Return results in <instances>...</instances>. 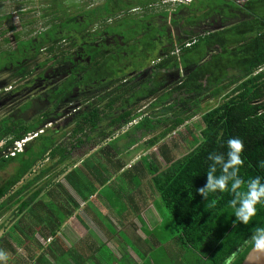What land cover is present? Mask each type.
Instances as JSON below:
<instances>
[{
  "label": "trees",
  "instance_id": "16d2710c",
  "mask_svg": "<svg viewBox=\"0 0 264 264\" xmlns=\"http://www.w3.org/2000/svg\"><path fill=\"white\" fill-rule=\"evenodd\" d=\"M153 1L103 0L101 9L98 8V12L101 11L103 14L91 19L95 22V31H98L96 28L102 26L108 18L119 21L122 17L131 15L129 10L138 5L148 7ZM195 1H173L178 4L173 14L177 16L179 14L180 17L191 15L192 22L197 11L205 9L207 12L217 8L226 11L228 8L237 11L240 18L229 26L196 37L193 42L191 40L173 42L171 37H148L142 42V46L137 48L141 52L138 57L129 58L125 65L118 62L115 70L108 67L112 62L108 63V58L103 54L101 58L90 57L80 71L83 72L82 78L85 81L97 82L99 92L96 96L99 101L88 104V107L71 121L73 127L68 134L72 141L69 142V146L74 148L88 142L92 146H97L109 138L107 142L99 145L92 157L100 161L102 159V163L114 172L121 169L126 162L118 156L120 153L134 145L137 149L153 147L184 122L193 118L202 103L210 98L219 97L221 101L218 104L199 115L201 124L198 131L203 129L201 132L205 138L203 144L196 147L198 143L196 135L189 132L191 146L180 156L172 157L165 144L158 146L159 155L167 164L164 169H161L154 153L140 156L137 165L141 167L139 171L141 176L145 173L153 175L158 172L153 178V183L159 194L156 205L163 217L162 226L167 230L164 241L173 242L178 249L185 252L184 263L189 255L187 259L189 264H223L225 257L235 252L233 264H241L252 248L250 237L255 228L264 226V206L257 205L256 215L247 225L233 224L235 217L232 209L228 207V201L232 199L230 192L210 195L208 200H202L195 189L202 187L206 182L205 175L211 163L207 160L208 154L225 153V142L230 137H239L244 142V152L241 155L245 162L240 169L241 178L247 180L256 175L264 177V168L258 167L259 162L264 160V0H201L200 2H204L202 5L195 4ZM64 2L44 0L48 13L45 11L42 16H51L50 25H60L64 21L65 17L61 15L62 9H67ZM106 3L109 4L108 7ZM180 9L182 12H179ZM19 13L20 10L16 14L23 16ZM73 16L78 19L77 15ZM8 17L11 15H5L0 20ZM53 19H58V23H54ZM131 24H134L132 19L127 26L131 27ZM91 27L92 25L88 29ZM13 28L15 27H7L0 31V34ZM44 31L26 40L12 37L14 48L0 50L2 60L0 68L11 65L14 68L9 78L5 79L7 85H10L18 74L24 76V70L29 66L26 62L36 59L39 51L43 49L51 54V58H55V62L71 59L70 54L58 52L61 48L60 40L64 38L67 41L66 35L39 37L43 36ZM56 31H59L58 35L61 33L60 30ZM127 32L129 34L124 37V46L114 48L116 62L122 57L121 52L129 45L127 41H140L139 37H134L132 28ZM3 41L9 42L7 38ZM160 43L165 46H160ZM90 47H95L96 50L101 48L93 45ZM136 61V67L152 62L153 73L174 71L177 74V70L180 69L178 78L164 91L156 92L142 109L139 111L137 109V112L130 109L132 103L136 99L150 97L149 92L144 90L142 93L136 92L134 85L121 82L126 77V72L135 68L132 63ZM130 63L132 66L128 68ZM69 82H75L73 76L69 77ZM133 98L136 99L132 100ZM147 107L150 109L149 112L145 111ZM4 118L0 119V141L6 136L9 138L0 146V159H5V162L18 160L23 150L14 156H4L1 153L13 141L35 131L37 126L24 127L20 123V128L12 130L14 124H4L2 120ZM106 119L107 128L104 129L99 124ZM127 124L129 126L123 130ZM57 131L55 128H46L25 143L24 147H31V154L27 153V157L30 156L29 167L45 153L50 159L55 158L56 154L63 159L66 158L64 152L67 151V145L58 143L60 137ZM92 132L97 135H90ZM65 133L62 132L60 136ZM142 138L143 141L140 143ZM38 149L39 153L32 152ZM51 165L48 163L46 169L49 170ZM76 174V170H71L64 177L69 181V178ZM48 179L44 184H47ZM25 186L18 188L15 193L22 192ZM38 192L39 188L32 197L34 198ZM90 193L89 191L88 194ZM88 194L83 198H87ZM51 210L54 212L53 208ZM64 216L63 214L59 219L57 226L61 224ZM52 232L53 230H50L48 234ZM176 260H178L176 254L172 255L174 264ZM177 264L182 263L180 261Z\"/></svg>",
  "mask_w": 264,
  "mask_h": 264
},
{
  "label": "crops",
  "instance_id": "0c3cea01",
  "mask_svg": "<svg viewBox=\"0 0 264 264\" xmlns=\"http://www.w3.org/2000/svg\"><path fill=\"white\" fill-rule=\"evenodd\" d=\"M18 128L20 123L12 130ZM82 145L68 147L65 159L56 154L48 162L45 153L30 167V146L23 148L18 160L0 159V249L9 254L7 264H158L160 255L165 261L175 254L184 264L185 252L155 233L162 230L163 221L153 183L158 172L141 176L137 165L149 152L131 146L118 155L126 161L122 168L112 172L102 159L92 157L99 145ZM154 151L164 169L166 162ZM48 163L53 164L49 170ZM71 170L77 174L68 181L64 175Z\"/></svg>",
  "mask_w": 264,
  "mask_h": 264
},
{
  "label": "flooded vegetation",
  "instance_id": "af4514ba",
  "mask_svg": "<svg viewBox=\"0 0 264 264\" xmlns=\"http://www.w3.org/2000/svg\"><path fill=\"white\" fill-rule=\"evenodd\" d=\"M65 1V0H64ZM73 7L76 8V11L73 15L82 16L89 14L90 9H94L95 6L91 5L92 0H72ZM163 2H173L171 0H163ZM151 6V3L148 6ZM137 6V5H136ZM142 10L148 7H143L138 5ZM135 7L129 12H135L139 10V7ZM173 9L171 12H167L166 10L156 14L146 15L150 18L151 25L153 27H158V31L148 35L147 37H171L173 42L176 40L179 41H187L192 42L196 40V37L203 36L207 32L218 30L222 27L229 26L236 22L240 15L235 12L233 9L226 8V11L222 9H215L212 11L200 10L195 12L193 15V21L191 22L190 16L191 15H183L178 16L173 14ZM85 11V12H84ZM182 12V9L179 10ZM143 11L140 12V14ZM166 13V14H164ZM200 13V14H198ZM138 13L131 14L135 17L136 20L141 21V15ZM145 15V14H144ZM80 20V18H78ZM48 20V18H47ZM113 20V18H108L104 21L106 24L108 21ZM58 23V19H55L54 23ZM104 24L101 26L100 30L95 31V26L92 24V27L88 29L89 26H81L77 30L70 29L68 34L66 35L67 41L62 38L60 40V45L62 43H69L70 51V58L67 61H57L60 64L58 67H47L44 71L40 73H36L32 78L30 77V70H24L25 75L22 76L20 74L17 75L16 79H28V83L30 84V89H42L39 94L36 96H32L29 98H23L18 101H22L21 103H25L29 105L28 109L25 111H21L19 115L16 116L17 111L14 110L13 112L7 114L5 117H15V118H25V115L29 113H38L40 115V120L42 121H50L49 124L53 126L54 124L60 123L62 125L65 121V118H68L73 121L75 116L88 107V104L93 103L95 104L96 101H99L97 98L98 90L96 87L97 82L94 80L85 81L82 78L83 72L80 71L82 65H85L87 61H89L90 56L84 53L85 48H90V45L99 46L101 47L100 50L104 51L106 54L110 52H115L114 48L117 46H124V37L125 35L129 34V32H125L124 28L121 30H112L108 31L104 27ZM148 26V23L145 24ZM12 26V25H10ZM7 26V27H10ZM129 27V26H128ZM134 24H131L130 28H133ZM127 28V27H125ZM173 28L174 33L170 32V29ZM5 29V28H4ZM2 29V30H4ZM46 29V26L43 30ZM128 29V28H127ZM1 30V31H2ZM15 28L7 30L13 31ZM42 30V31H43ZM148 30V29H142ZM41 31V32H42ZM89 31L91 33H89ZM5 32L4 34H6ZM14 32V31H13ZM40 33V32H39ZM38 33V34H39ZM37 34V35H38ZM10 37H16L15 33L9 34ZM70 37V38H68ZM95 37H100L99 40H96ZM134 37H139V34L134 33ZM128 44H134L135 42L127 41ZM74 43V44H72ZM164 43V42H163ZM160 46H165V44H159ZM142 46V45H141ZM75 48V49H74ZM74 49V50H73ZM73 50V51H72ZM29 62V61H27ZM150 62V61H148ZM152 62L150 64L146 63L142 67H136L127 69L126 77L121 80L123 84L129 83L134 85V91L141 92L148 91L150 93H154V91H164V89L168 88L177 78L180 69L177 70V74L174 71H160L157 73H153L152 69ZM132 64L130 63L128 68L131 67ZM30 67V66H29ZM140 68V69H138ZM6 69L8 70V77L10 76L11 70L14 68L11 66H7L5 68H0V70ZM134 73V74H133ZM76 74V76H74ZM74 77L75 82H66L62 83L65 79L69 77ZM15 79V80H16ZM0 94L3 92H10L12 85H6L7 80L2 79L0 80ZM79 82V83H78ZM29 84L27 87H29ZM49 84V85H48ZM6 86V87H4ZM152 86V87H151ZM23 84L19 87V89H12L10 94L13 97L19 94L20 90L23 89ZM93 93V94H92ZM6 94V93H5ZM87 95V96H85ZM10 96V95H8ZM151 96V95H150ZM5 98H9L3 96ZM144 98V97H143ZM143 98L138 99L139 101ZM136 99V98H135ZM134 98L132 100H135ZM137 100V99H136ZM136 100L132 103L133 106L136 103ZM137 100V101H138ZM138 101V102H139ZM143 108V107H142ZM26 109V108H25ZM4 118V117H2ZM108 119H106L107 125ZM105 123V121H103ZM102 125V124H99ZM98 125V127H100ZM58 127V125H57ZM52 129V127L50 128ZM58 130V128H55Z\"/></svg>",
  "mask_w": 264,
  "mask_h": 264
},
{
  "label": "rangeland",
  "instance_id": "374dc122",
  "mask_svg": "<svg viewBox=\"0 0 264 264\" xmlns=\"http://www.w3.org/2000/svg\"><path fill=\"white\" fill-rule=\"evenodd\" d=\"M103 0H92L91 1V5L96 6V8L94 9H90L89 10V14L86 15H82V16H78L79 19L75 18L73 16L74 13H76V8L73 7V1L72 0H65L64 3H66L67 5V9H62L61 11V15H63L65 17L64 21L60 24V25H50L51 22V16L47 15V16H42V13H44L45 11L47 12V5H45L44 0H0V18L5 16V15H11V17H8L6 19L0 20V31L4 28H7V26L12 25L13 27H15V30L13 31H9L6 34H0V50L2 49H13L14 48V42L12 41L13 38L9 36V34L11 33H16L19 39L22 40H26L29 39L31 37H35L37 36V34L39 32H41L43 30V28L45 26L48 25V27L45 29V31L42 33V35H39V37H61V35H67L68 31H70V29H73L74 31L77 30L78 28H81L80 26H90L92 24H94V21H91L92 18H98L100 15H102L103 13L100 11L98 12V8L101 9V5ZM201 0H196L195 4L198 5H202L204 2H200ZM242 1V0H240ZM102 3V4H101ZM110 3V2H109ZM124 4L126 3L125 1L123 2ZM112 4V3H110ZM108 3H106V6L108 7ZM140 8V7H139ZM178 8V4L173 3V2H163V0H154L151 3V6L149 5L148 8L146 9H139L136 10L135 12H131V14L134 13H138L140 14L141 11H143V13H141L140 17H141V21L136 20L134 16H124L121 18V20L119 21H113L110 20L108 21L106 24H104V28L108 31H112V30H121L124 28L125 32L127 33V31L129 30L128 22L134 21V27L132 28L133 33L139 34V40L135 42L134 44L128 45L126 47V49H124L121 54L122 57L119 58V60L116 62L115 56L114 54L116 52H110L109 54H107L109 57H107L106 53L104 51H100L96 50L95 47H90L85 48L84 49V53L89 55L90 57L95 56L97 58H101L102 54L108 58V63L111 61L112 63L109 64V68L115 70L117 63L120 62L121 64L125 65V61L130 60L129 58L134 57L135 59L138 57V55L141 53L139 50H137V48L139 49L141 47V45L143 44L142 42H144L145 40H147V36L150 34H153L155 32H157L158 27H153L151 25V21L150 18L146 15H151V14H156L157 12L161 13L163 11H167V12H171L173 9H177ZM18 10H20L21 15H17L16 13L18 12ZM78 11H81L78 10ZM77 11V12H78ZM85 12V11H84ZM48 13V12H47ZM94 13V14H93ZM145 14V15H144ZM200 14V13H198ZM48 18V20H47ZM104 18V17H102ZM55 20V19H53ZM146 22L148 23V26H146ZM124 23V24H123ZM24 24V25H22ZM50 25V26H49ZM127 27V28H125ZM101 26L99 28L100 30ZM60 30V34L58 35ZM142 29H148V30H142ZM170 32L173 34L174 30L173 28L170 29ZM55 33V34H54ZM4 38H7L9 40V42L5 43L3 41ZM96 40H99L100 37H95ZM60 49L58 50V52H62V53H68L70 51V47H69V43H62V45H60ZM75 49V48H74ZM73 49V50H74ZM72 50V51H73ZM57 52V51H56ZM113 60H115V63H113ZM139 60V58H138ZM137 60V61H138ZM1 58H0V63H1ZM137 61L135 63H132L133 65H136ZM27 66V70H30V77L32 78L34 75H36V73H40L42 71H44V69H46L47 67H58L60 64L57 63V61L55 62V58H51V54L47 53L45 49L39 51L38 56L36 59L30 60L29 62H26ZM139 69V68H138ZM134 74V73H133ZM8 70L3 69L0 70V80L2 79H7L8 77ZM16 77L13 79L14 81L11 82L12 88L10 90V92L12 91V89H19V87L23 84L24 88L26 90H20L19 94L15 95L16 97H13L12 94H10V92H3L0 94V119L2 117H5L7 114L13 112L14 110L17 111V115H19L21 113V111H25L28 109L29 105L25 103H21L22 101H18L20 99L23 98H29L32 96H36V94H39L40 91L42 89H30V84L28 83V79H16ZM69 82V78L65 79L62 83H66ZM1 83V81H0ZM29 84V87H27V85ZM7 85V83H6ZM49 85V84H48ZM152 87V86H151ZM157 90L154 91V93H150V97H145L142 100H138L136 101V103L130 107L131 110L137 112V109L139 111V109H142L143 105H146L151 98L156 94ZM6 93V94H5ZM93 94V93H92ZM10 95V96H8ZM3 96L9 97V98H5ZM87 96V95H85ZM221 101V99L219 97H213L210 98L209 100H206L204 103H202L201 108L199 109V111L197 112V114L191 118L190 120H187L186 122H184L182 125H180L173 133H171L169 136L163 138L159 143H157L156 145H154L151 148H141L140 150H142L143 152H149V153H153V150H155L154 152L157 153L158 146L161 144H165L166 147L169 150V153L172 155V157H177L180 156L181 154H183L185 151L188 150V148L191 146L190 145V141H191V135L189 134V132L191 133H195L198 131L199 127H200V113L207 110L208 108L218 104ZM26 108V109H25ZM149 107L145 108V111L149 112ZM3 120V123L6 125L11 124H15L17 125L18 123H23L24 127H28L31 125H35L38 126L40 124H42V119L40 120V115L38 113L33 114L31 113H27L25 115V118L21 117V118H15L13 116L6 117ZM136 120V119H135ZM104 122H101V126L102 128L106 129V120H104ZM58 125V127H57ZM132 125V124H131ZM199 125V126H196ZM129 125L127 124L124 128L126 129V127H128ZM42 128V130H45L46 128H53V126L51 124H47L46 128H43V126H39ZM73 127V124L71 123V120L68 118H65V121L62 125H60V123L54 124V128H58L57 134H59L60 139L58 140V143H62V144H66L67 145V149L69 146V142L72 141V138H69L70 134H68L69 132H71V129ZM40 128L36 129V131H38ZM66 132L63 136H60L62 132ZM116 132H118V130H116ZM92 134V133H91ZM90 134V135H91ZM147 138V136L145 137ZM144 138V139H145ZM143 141V138L140 140V143ZM82 146H85L84 148H91L92 144L85 143ZM139 150V149H138ZM139 154V153H138ZM136 154V155H138ZM159 159L162 161L159 152L157 153ZM46 161H53V159H46ZM163 228V226H162ZM165 228V227H164ZM162 229L158 232H155L158 236H160L162 239L163 237H166L167 234V230ZM162 252V251H161ZM160 259L158 260V264H170V262H172V264H174V262L172 261V259H169V257H167L165 259V261H162V257L160 255ZM165 258V257H164ZM187 259H189V255L186 258V261L184 264H189V261L187 262ZM175 264H177V262H175ZM194 264V263H193Z\"/></svg>",
  "mask_w": 264,
  "mask_h": 264
},
{
  "label": "clouds",
  "instance_id": "9594fccd",
  "mask_svg": "<svg viewBox=\"0 0 264 264\" xmlns=\"http://www.w3.org/2000/svg\"><path fill=\"white\" fill-rule=\"evenodd\" d=\"M39 130H42V128ZM202 131L203 129L197 131L195 134L198 142L196 147L205 142V138L201 135ZM42 132L43 130L40 133ZM225 146V153L212 152L208 154L207 160L211 163L208 165L205 175L206 182L202 187L196 188L195 192L202 200H208L210 195L226 191L230 192L232 199L228 201V207L232 209L233 216L235 217L233 224L247 225L256 215L257 205L264 206V177L256 175L247 180L241 178L239 173L245 162L241 155L244 152V142L242 139L230 137L226 140ZM258 167L264 168V160L259 162ZM218 169L219 174H217ZM250 243L252 244L253 251L264 252V226L255 228L250 237ZM235 257L236 253H231L225 257L223 264H233ZM8 259L9 254L0 249V264H7Z\"/></svg>",
  "mask_w": 264,
  "mask_h": 264
},
{
  "label": "built area",
  "instance_id": "2783aa9c",
  "mask_svg": "<svg viewBox=\"0 0 264 264\" xmlns=\"http://www.w3.org/2000/svg\"><path fill=\"white\" fill-rule=\"evenodd\" d=\"M173 1L188 2L189 0H173ZM41 131L42 130H38L31 133H27L20 139L13 141V143L9 147H7L5 150L2 151V154L4 156H14L16 153L21 152L23 150L25 143L30 139H32L33 137L37 136V134L40 133Z\"/></svg>",
  "mask_w": 264,
  "mask_h": 264
},
{
  "label": "water",
  "instance_id": "95a60500",
  "mask_svg": "<svg viewBox=\"0 0 264 264\" xmlns=\"http://www.w3.org/2000/svg\"><path fill=\"white\" fill-rule=\"evenodd\" d=\"M50 121H46L41 126L46 127ZM41 128V127H38ZM241 264H264V252L253 251V247L247 252Z\"/></svg>",
  "mask_w": 264,
  "mask_h": 264
}]
</instances>
